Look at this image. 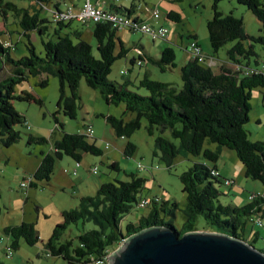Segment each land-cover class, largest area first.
<instances>
[{"label": "trees", "instance_id": "1", "mask_svg": "<svg viewBox=\"0 0 264 264\" xmlns=\"http://www.w3.org/2000/svg\"><path fill=\"white\" fill-rule=\"evenodd\" d=\"M93 1L99 5L100 0ZM222 1L224 0H212V19L206 24L210 48L213 55H217L227 43L235 44L226 51L225 62L218 66V60L215 61L214 57L205 56L203 53V62L192 59L187 46L186 52L190 58L180 69L181 86L178 87L151 80L149 71H146L141 79L138 78L137 83L131 82L130 79L124 80L122 84L108 80L114 63L127 58L129 53L118 32H139L140 25L146 23L139 18V5L135 0H131L129 8L109 6L106 9L107 12L131 22L130 27H122L121 24L108 20L93 25L92 34L96 41L97 57L93 55L92 47L82 40V32L71 29L70 24L73 21H54V14L65 9H60V4H54V8L47 12L52 19L49 21L40 18L39 12L43 7L48 8L52 0H35L36 6L27 9L0 0V17L4 27L0 28L2 147L10 148L20 140V133L15 128L25 123L24 116L15 110L14 102L42 105V100L35 96L34 90L16 94V87L30 82L31 79H37L36 86L44 88L51 77L58 79L60 84L57 106L69 119L76 117V101L79 98L80 84L83 82L88 88L97 91L106 104L123 105L125 114L134 115L128 122L113 116L105 118L117 137L130 138L140 129L141 121L145 120L148 135L153 136L155 130L158 132L155 148L167 169L170 170L178 158L186 161L190 157L200 159L178 177L182 193L186 196L184 223L180 231L166 219V216L175 218L177 204L160 201L153 202L148 215L139 218L137 224L128 223L123 228L122 221L125 216L131 212L134 205L140 207L142 198L139 195L145 183L144 179L129 174V182L102 184L94 196L81 197L77 207L61 212L62 222L54 228L50 239L44 244V250L50 257L61 258L67 264L96 263L107 257L125 238L150 227H168L180 237L197 232L195 225L199 217L204 219L210 232L224 234L252 246L259 239L257 232L250 235L251 242L246 239L245 228L248 222L252 223L254 215L264 219V196H254L251 203L241 207L222 204L219 201L222 195L219 187L229 180L220 176L216 163L223 148L233 151L244 169L245 178L264 186V142L250 141L244 129L249 121L252 90L264 91L262 67H258L257 60L254 65L250 61L251 57H257L254 45L264 47V36H250L245 32L241 19L231 13H220L218 5ZM236 2L257 19L260 31L264 34V0ZM9 14L12 15L13 23L9 22ZM165 17L173 23L180 22V16L176 12H167ZM50 23L56 25L52 27V31ZM10 24H15L20 31L15 29L14 33L27 40V56L20 59L12 57L15 46L11 38L8 41L3 40L4 31L10 36L7 28ZM33 38L38 40L42 47L41 55L32 44ZM162 42L168 43V38ZM191 42L200 48L196 37ZM135 50L141 54L130 59L131 66L141 68L150 64L161 72L176 67L175 54L169 46L163 45L159 58L149 56L142 44L134 46L133 52ZM210 62L215 67L210 65ZM131 87L143 89L147 95H138L129 90ZM65 88L68 89L69 96ZM54 122L62 129L63 125L56 117ZM89 138L93 137H88L82 132L61 133L60 139L54 143L53 154H41L39 166L30 179H27L29 187L36 188L40 182L49 183L56 161L64 156L79 163V167L83 154L101 156L102 151L94 143H89ZM172 140H177L178 144ZM32 143L45 144L46 140L30 136L28 144ZM206 143L215 145V150L204 149ZM134 152L135 146L128 142L123 150L124 156L130 158ZM110 168L118 171L116 163L111 164ZM213 170L217 171V176L211 175ZM78 224L81 225L79 234L74 238L64 239V231L69 226ZM87 225L92 228L86 229ZM4 234L10 239V248L14 251L19 249L20 240L30 247L39 241L34 224L25 222L4 228ZM260 252L264 254V249Z\"/></svg>", "mask_w": 264, "mask_h": 264}, {"label": "rangeland", "instance_id": "2", "mask_svg": "<svg viewBox=\"0 0 264 264\" xmlns=\"http://www.w3.org/2000/svg\"><path fill=\"white\" fill-rule=\"evenodd\" d=\"M4 2L14 3L19 8H29L35 5V0H2ZM115 6L129 8L131 0H106ZM139 5L141 17L148 18L152 14V10L157 8L160 12L158 19L150 20L151 24L156 26L162 25L168 31V43L175 54L176 67L165 72H161L158 68L149 65L152 73L149 78L162 83H170L175 86H181L180 69L186 63L184 48L196 37L203 55L225 59L226 51L235 43H227L217 55H213L210 48L206 24L212 19V0H135ZM53 4L48 5V9L52 10ZM40 18H46L52 21L47 8L41 9ZM176 12L180 16L179 23H173L166 19L167 12ZM218 11L222 14H233L234 17L241 19L244 30L250 36H264L260 31V23L257 19L244 7L237 4L236 0H224L218 5ZM9 22L13 23L12 15L9 14ZM0 26L3 27V20L0 17ZM50 31L52 27H56L54 23L49 24ZM72 30L82 32V40L92 47V53L98 56L96 51V41L93 38V24H80L72 22L70 24ZM10 36L4 31L5 40L11 38L15 48L12 52L14 59H20L27 56L26 43L24 37L14 33L15 29L19 31L15 24L8 27ZM120 37L125 49L129 50L127 58L120 59L114 63L108 80L122 84L124 80L130 79L131 82L137 83L138 78L141 79L145 73L146 67L131 66L129 61L134 56L133 47L142 44L145 50L154 58L160 57V47L162 40L153 42L147 35L140 32H128L126 30L119 31ZM36 52L41 55L42 47L39 41H32ZM254 52L257 57H251V64L258 61V67L264 66V47L255 44ZM121 72H126L124 76ZM137 76V77H136ZM30 82L23 83L16 87V94L22 91H33L35 96L42 100V105L34 103L14 102L15 110L24 116L25 125L17 126L15 130L20 133V140L10 148H4L0 145V263L1 264H67L61 258H46L44 244L50 239L54 228L62 222L61 212L72 210L78 205L79 198L84 196H94L97 189L105 183L121 181L129 182L127 175L135 176L145 180L143 189L139 195L142 199L152 200L159 199L160 202H169L177 204L175 218L166 216L167 221H171L177 230H181L184 223L183 211L186 207V196L182 193V185L179 176L185 172L194 162H199V158L190 157L189 160L178 158L175 160L173 167L169 170L160 160L159 154L155 148V138L158 132L155 130L154 135L150 136L147 132V123L141 121V127L135 131L130 137L119 138L115 135L109 124L106 123L107 116L122 118L125 122L134 118L132 114H125L124 106L108 105L101 98L99 93L88 88L83 82L79 87V98L76 101V117L69 119L63 114V110H59L57 102L59 99L60 84L58 79L49 78L46 87L41 88ZM138 95L146 96L147 93L143 89H129ZM67 96L68 89L65 88ZM264 91L253 89L251 92L249 113V121L244 129L248 134L250 141L264 142ZM54 117L63 125L59 129L54 122ZM91 126L94 131L93 138H89V143H94L97 148L102 151V155L95 157L91 155L83 156L80 161V167L75 168V162L63 157L55 163L53 175L49 183H37L36 188L28 186L26 190L20 188L22 183H26L27 179L35 172L39 166L41 154H53L54 143L60 139L61 133L79 134L85 127ZM44 138L45 144H28L29 137ZM135 146V152L132 157L124 156L123 150L127 143ZM176 145L177 140H172ZM107 147V148H106ZM215 150V145L205 144L204 149ZM155 154H157L155 156ZM112 163L118 165L119 171L110 168ZM138 164L142 166L139 170ZM209 165L213 166L211 163ZM216 166L223 170V174H233L234 177H226V180L232 181L230 186L219 187L222 194L219 201L222 204H231L238 207L251 203L252 196H264V186L250 179L245 178L244 169L233 151L226 148L221 150ZM97 169V173L93 174L91 170ZM73 170L77 171V176H73ZM68 171L70 174H66ZM72 183V185H71ZM159 202V203H160ZM152 206V205H151ZM151 206L146 208L137 207L125 216L122 221L123 228L128 224H137L139 218L147 216L151 210ZM264 209V206L262 207ZM256 218V215H254ZM34 224L39 234V241L34 246H28L23 240L19 242V249L14 251L10 249L12 257L5 258L7 248H10V239L4 234V228L9 226H18L21 223ZM264 225V219H263ZM92 226L86 227V229ZM195 228L197 232L214 233L207 230L206 223L202 217H199ZM81 225L69 226L63 234L64 239L74 238L79 234ZM125 232V229H124ZM253 232L259 234V239L253 244L256 250L264 249V228L247 224L245 228L246 239L252 240L250 235ZM125 243V242H124ZM115 251V250H113ZM110 252V254L113 253ZM96 264V263H91ZM109 264V261L108 263Z\"/></svg>", "mask_w": 264, "mask_h": 264}, {"label": "water", "instance_id": "3", "mask_svg": "<svg viewBox=\"0 0 264 264\" xmlns=\"http://www.w3.org/2000/svg\"><path fill=\"white\" fill-rule=\"evenodd\" d=\"M109 264H264V254L239 239L220 234H176L168 227H150L120 244Z\"/></svg>", "mask_w": 264, "mask_h": 264}, {"label": "built area", "instance_id": "4", "mask_svg": "<svg viewBox=\"0 0 264 264\" xmlns=\"http://www.w3.org/2000/svg\"><path fill=\"white\" fill-rule=\"evenodd\" d=\"M44 8L45 7H43V9ZM48 11H49V9L47 8V12ZM159 15H160L159 10L157 8H154L152 10L151 17L153 19H157L159 17ZM104 20L111 21L115 24H121L122 27H130L132 24L128 20H125L116 14L107 12L105 8L100 7L98 5H94L91 2V0H83L82 5L78 9H73L72 7H67L61 13H55L54 14V21L55 22H63V23L73 21V22H77V23H81V24H93L94 25V24L100 23L101 21H104ZM114 26H117V25H114ZM138 31L140 33H142L143 35H147L152 41H157V40L163 41L164 39L168 38V31L165 27H154L148 23L141 24ZM187 51H188V53L192 59H197L198 62H203V55H202L201 49L194 42H191L188 45ZM140 54H141L140 51H138V50L134 51L135 56L140 55ZM210 64H213V63L210 62ZM261 71L264 73V66L262 67ZM125 74H126V72H121V75H125ZM24 125L26 126L27 130H30L26 123H24ZM82 134H84L88 137H93L94 136L93 128L91 126L85 127L84 130L82 131ZM75 168L76 169L79 168V163H75ZM137 168L139 170H142V166L140 164H138ZM91 172L93 174H96L97 169L93 168L91 170ZM65 173L70 174L68 171H65ZM72 175L77 176V171L73 170ZM211 175L217 176L218 173H217V171L213 170L211 172ZM231 184H232L231 181H224L225 186H230ZM28 186H29V183L28 184L22 183L20 188L22 190H26L28 188ZM253 198H254V196L250 197L251 200ZM153 202L157 203V202H159V199H157V198H154L152 200L142 199L140 201V207L141 208L149 207L152 205ZM251 222L255 226H258V227L263 226V219L254 218V219H252ZM124 242H125V239L120 244H123ZM10 249L11 248H7V251L5 252V258L6 259H10L12 257V253H11ZM45 256H46V258L50 257L48 253H46ZM109 256H110V254H108L107 257L103 258L102 261L96 262V264H107L109 261Z\"/></svg>", "mask_w": 264, "mask_h": 264}, {"label": "crops", "instance_id": "5", "mask_svg": "<svg viewBox=\"0 0 264 264\" xmlns=\"http://www.w3.org/2000/svg\"><path fill=\"white\" fill-rule=\"evenodd\" d=\"M82 2H83V0H52V3L51 4H60L61 5V7H60V9H63V8H67V7H72L73 9H78V8H80V6L82 5ZM91 2L94 4V5H97V3L98 2H95V1H93V0H91ZM111 2H108V1H106V0H100L99 1V5L98 6H100V7H103V8H105V9H107L109 6H115V5H113V4H110ZM31 6H34L35 7V5H30V7ZM115 7H117V6H115ZM139 11H141V8H140V10ZM139 18L142 20V21H145L146 23H148V24H150L151 26H154V25H152L151 24V20H152V17L151 16H149L148 18H143V17H141V15H143V13L141 14L140 12H139ZM150 17H151V20H150ZM160 26H162V25H160ZM155 27V26H154ZM1 28V27H0ZM168 39H169V37H168ZM3 40H5V37L3 38ZM170 40V39H169ZM163 45H164V43H162L161 44V47H160V51H161V48L163 47ZM187 47V46H186ZM186 47L184 48V51H186ZM143 48H144V50H145V47L143 46ZM146 51V50H145ZM147 52V51H146ZM148 53V52H147ZM186 53V55H185V61L187 62L188 60H189V55H188V53L187 52H185ZM149 54V56H152L151 55V53H148ZM217 60L219 61V64H217V66L218 65H220L221 63H223V62H225V59H220V58H217ZM210 64V63H209ZM149 65L150 64H148L147 66H146V69H145V72L146 71H149L150 73H152L151 72V70L149 69ZM210 65H212V66H214L213 64H210ZM215 67V66H214ZM216 68H218V67H216ZM137 77V76H136ZM43 78V77H42ZM31 80H33L32 81V83L34 84V85H36L37 84V79H31ZM83 156H86V154H83L82 155V157ZM113 164V163H112ZM117 169H118V171H119V168H118V165H117ZM217 170H218V173L220 174V176L223 178V179H225L226 177H234V175L233 174H223V170H220L218 167H217ZM34 173V172H33ZM71 185H72V183H71ZM249 241V240H248Z\"/></svg>", "mask_w": 264, "mask_h": 264}]
</instances>
